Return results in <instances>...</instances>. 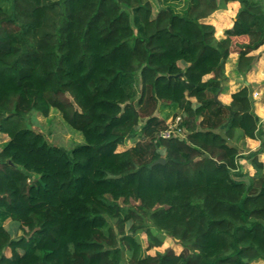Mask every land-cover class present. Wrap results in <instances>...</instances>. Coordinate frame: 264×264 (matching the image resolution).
<instances>
[{
    "label": "trees",
    "instance_id": "trees-1",
    "mask_svg": "<svg viewBox=\"0 0 264 264\" xmlns=\"http://www.w3.org/2000/svg\"><path fill=\"white\" fill-rule=\"evenodd\" d=\"M232 1L240 8L218 38L206 19ZM234 37L246 40L236 68L246 75L264 45V0H0V131L11 136L0 148V264L264 261L262 149L247 156L255 174L237 179L233 142L264 145L252 85L215 101ZM160 103L183 136H159ZM51 109L83 143L52 145L26 122ZM9 221L30 234L14 236ZM165 235L183 251L148 254Z\"/></svg>",
    "mask_w": 264,
    "mask_h": 264
},
{
    "label": "rangeland",
    "instance_id": "rangeland-1",
    "mask_svg": "<svg viewBox=\"0 0 264 264\" xmlns=\"http://www.w3.org/2000/svg\"><path fill=\"white\" fill-rule=\"evenodd\" d=\"M158 10L157 7H155V12ZM238 12V11H237ZM237 14V13H236ZM234 10L229 9L227 13H222L216 15V12L211 15L208 19L210 21L214 22V26H219L223 28V32H220V30L216 29V36L219 38H222L226 36V30L229 28H232L234 20H233ZM236 17V16H235ZM208 19H206L207 22ZM211 23V22H209ZM213 24V23H211ZM232 24V25H231ZM246 40L243 38H232V54L230 56L229 62L226 64V71L228 72L229 76L231 78H234V72L237 68V62H233V58H236L237 54L239 57V50L241 48L242 43H244ZM262 47V46H261ZM260 47V48H261ZM254 52V51H253ZM252 52V53H253ZM234 54V55H233ZM257 56V55H256ZM258 57V56H257ZM238 61V58L237 60ZM236 67V68H235ZM262 71H264V65L261 67ZM230 77L228 79H230ZM244 78L247 79V76L243 75ZM261 81L258 83H252V98L254 100L255 105V112H260L263 116V119L261 120L262 129L264 130V94L262 93L264 91V73L260 74L258 76ZM242 80V79H240ZM242 84V82H240ZM225 84V83H224ZM251 84V85H252ZM243 85V84H242ZM262 93V94H261ZM263 106V107H262ZM258 110V111H257ZM158 112V109H157ZM175 118L170 116L169 123L175 122ZM143 121V120H142ZM26 122L32 126L35 130L42 132L48 142L55 146H61L66 148L67 150L72 149L75 145L83 143L84 138L83 135L74 130L62 117V115L54 109H51L47 114H44L40 111H34L30 115H28ZM144 122V121H143ZM141 122V123H143ZM238 136V135H237ZM10 134L8 132H2L0 131V148L1 146L10 139ZM139 136H136L134 138L129 139L127 142H125L123 145H120L119 150H127L130 147H133L136 142L139 140ZM257 142L250 143V140L248 138H242V139H235L233 142L236 143V145L241 150V155L239 157L238 163H239V169L236 172H240V174L244 176H237V179H247L248 176H252L255 174V169L252 166L249 156L251 152H254V147L256 148L255 151H258L259 149H262L261 152H259L258 156L260 160L264 161V145H262V142L260 140V144L258 146L251 145V144H258L259 140H256ZM250 150V151H249ZM253 150V151H251ZM132 204L134 206L138 205V202L133 201ZM146 222L149 221L146 220ZM145 224L144 222H141L140 224ZM6 227L12 232L14 236H28L31 232V225L27 223H14L12 221H9L6 223ZM153 233L159 234V231L155 229L153 226H149ZM139 235V239L143 243V247L146 248L148 246L147 236L144 232L139 231L137 232ZM164 243L160 247H155L151 250H148V254L155 255L158 252H164L168 248H172L176 253H181L183 251V246L181 245V242L177 240L176 238H173L171 236L165 235L164 236ZM6 254L10 255V250H6ZM255 264H264V261H258Z\"/></svg>",
    "mask_w": 264,
    "mask_h": 264
},
{
    "label": "crops",
    "instance_id": "crops-1",
    "mask_svg": "<svg viewBox=\"0 0 264 264\" xmlns=\"http://www.w3.org/2000/svg\"><path fill=\"white\" fill-rule=\"evenodd\" d=\"M239 8H240V3L237 2V1H232V2H229L228 3V6H227L226 9H221V10L217 11L216 12V15L222 14V13L223 14L224 13H227L228 10L231 9V10H234V14L236 16V13L239 10ZM235 16H233V20L235 19ZM208 21L211 22V23H213V25H214V22L213 21H210L209 19H208ZM216 29L217 30H220V32H223V28L220 27V23H219V26H216ZM224 37H222V38H224ZM251 54L252 55H257L258 56V60L255 63V65L253 66L252 70L249 71L245 75V76H247V79L244 78L243 75L239 74L236 70L234 72V74H235L234 75V78H231L229 76L228 72L226 71L227 77L228 78L230 77V79H227L224 82L225 84L223 85L222 91H220L218 93V99H219V102H221V104H230L231 101H232V95L235 92H237L239 89H241L243 86L250 85V84H252L254 82L255 83H258L259 81H261L260 78H258V76L260 74H263L264 73V71H262V68H261L264 65V45L261 48H259L258 50H255ZM237 58H238V54H237L236 58H233L232 61L236 63L237 62L236 61ZM209 77H210V75L207 76V78H209ZM240 79H242V80H240ZM240 82H242L243 85ZM252 86H253V84H252ZM262 93L264 94V91ZM263 109H264V107H263ZM155 114L160 119H165L167 123L170 121V116L171 117L172 116L174 117V111L172 110V107L169 106V105H167V104H164V103H160V105L158 107V112L156 111ZM257 115L261 118V120L263 119V116L261 115L260 112H257ZM248 139L250 140V143H253V141L254 142H257L256 139H251V138H248ZM259 144H260V140H259V143L258 144L254 143V144H251V145L258 146ZM253 149L255 151L256 148L254 147ZM251 151H253V150H251Z\"/></svg>",
    "mask_w": 264,
    "mask_h": 264
},
{
    "label": "built area",
    "instance_id": "built-area-1",
    "mask_svg": "<svg viewBox=\"0 0 264 264\" xmlns=\"http://www.w3.org/2000/svg\"><path fill=\"white\" fill-rule=\"evenodd\" d=\"M179 123H180V117H177L175 122L169 123L167 125V128L159 133V136L163 138H169L172 136H183L184 129H182V127L179 126Z\"/></svg>",
    "mask_w": 264,
    "mask_h": 264
},
{
    "label": "water",
    "instance_id": "water-1",
    "mask_svg": "<svg viewBox=\"0 0 264 264\" xmlns=\"http://www.w3.org/2000/svg\"><path fill=\"white\" fill-rule=\"evenodd\" d=\"M180 75H182V74H180ZM215 101L219 102L218 93L215 94ZM157 163H163L164 164V163H166V160L164 158H160L154 162V164H157Z\"/></svg>",
    "mask_w": 264,
    "mask_h": 264
}]
</instances>
